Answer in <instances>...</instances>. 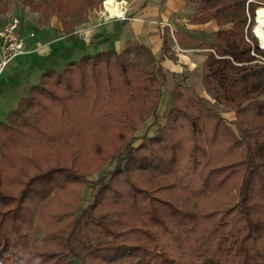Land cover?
I'll use <instances>...</instances> for the list:
<instances>
[{"label":"trees","instance_id":"1","mask_svg":"<svg viewBox=\"0 0 264 264\" xmlns=\"http://www.w3.org/2000/svg\"><path fill=\"white\" fill-rule=\"evenodd\" d=\"M9 1L0 0V13ZM95 2L21 0V7L65 21ZM192 2L188 23L213 21L211 42L165 28L161 49L167 53L173 39L204 50L201 87L217 106L233 111L232 124L177 80L163 124L137 145L120 148L107 181L89 182L96 189L90 204L68 223L44 222L45 200L84 182L59 164L55 147L86 132L116 130L122 138L155 120L161 95L151 51L136 42L120 52L83 55L59 72L45 70L0 121V264H264V49L248 35V20L264 9V0ZM72 33L67 30L65 42ZM131 169L170 180L183 196L180 204L189 205L128 183ZM118 176L129 187L124 197L113 189ZM110 192L123 207L121 217L134 214L137 225L96 212ZM40 225L43 242L59 247L31 248L29 232Z\"/></svg>","mask_w":264,"mask_h":264},{"label":"rangeland","instance_id":"2","mask_svg":"<svg viewBox=\"0 0 264 264\" xmlns=\"http://www.w3.org/2000/svg\"><path fill=\"white\" fill-rule=\"evenodd\" d=\"M126 1L127 0H96L92 7H82L77 13L70 17H67L65 21H61L60 19L52 16V20L57 23V25L59 24L61 26V31L58 30L52 32V37L50 38L56 36L64 37L65 35H67V30L73 31V33H75L77 36L82 34L84 32V29L82 27L83 25L81 26V24L82 21L86 19V17L93 16L100 23H110L115 18L112 15L114 4L117 2H123L125 4ZM188 3L192 6H190L191 12L190 15H188L189 17L187 19H189L193 15L194 11V2H192V0H189ZM105 11L107 14L104 13ZM257 13L258 11L256 12V15ZM256 15L255 12H253L251 20H248V35L249 38H253L255 40L256 45L260 49L262 47L259 45L258 39L255 37L252 30V27L256 22ZM11 17H17L20 27L22 25V27L20 28V37L22 38L24 48L27 46L32 47L35 43L41 40L40 37H42L43 32L40 26L42 24L47 25L46 22L48 21V19L52 18H42L39 14L30 13L28 9L21 7V0L9 1L8 11L3 14L0 13V28L4 27ZM29 20H31V22L34 24L33 26L27 24V21ZM70 21L73 22V26ZM35 25L36 27H34ZM69 27L71 28L67 29ZM29 33H31L34 37H28ZM199 41L209 43L211 42V38L209 36L206 39H201ZM64 43L66 42L63 41L62 44ZM77 51L78 50L66 51L64 49H58L55 50L53 54L51 56H48L47 58H44V56H39L41 54H35L37 59L34 58L33 64L28 73H25V71L23 72V69L14 68L12 72L18 73V79H16V77H12V75L9 74V71H11V69L9 68L0 75V90H2L4 86H7L5 88V91L7 92L6 95L10 97L12 92L11 89H14L15 86H21L22 84V86L25 87V85L33 86L38 84L37 80H34V82H32V74L41 75L45 70H55L58 72L62 71L65 64L71 61H77L80 58ZM36 52L37 51H35V53ZM13 81H16L15 85L11 84ZM190 89L191 92L196 96L200 95L202 99L206 100L209 106L212 107V109L217 114H219L224 119V121H226L229 125L232 124L233 111L222 106H217L211 99L212 92L205 91L206 94H201V92H195L192 88ZM5 91H3L2 93L4 94ZM169 102V96H167L166 94H163L162 97L160 96L158 104L156 106L154 116L155 120L152 117L146 119L144 123L135 128L134 131L130 133L123 132L122 138H119L116 130H103L96 133L86 132L85 134L83 133L81 137H77L76 139H73L72 137L71 139L65 140L64 143H59L55 147L54 151L51 152L52 155L58 158L60 165L69 167L71 170L75 171L81 178L84 179L85 183L83 182L67 185L63 190L53 192L43 203L44 222L54 221L56 223L61 221L62 223H68L70 222L69 220H71V218L73 217V213L77 217V212L80 209L86 208L90 204L92 197L96 191V189H93V186L90 187L89 182H95L99 179H101L103 182H106L110 174L115 171L114 168L119 162L118 154H120V148H122L128 141L131 142L132 146H135L140 142V137L145 135H152L156 128L163 124V114L168 109ZM3 120L4 118H0V121ZM44 163L46 166L52 165L48 162ZM126 180H128V183L133 184V186L141 190L150 192L153 196L157 195L158 197L169 200L171 202L178 201L177 203L182 206L189 205V203L180 204L181 198H183V196L180 195L177 188L169 186L171 183L170 180H167L166 178H162V180H160L157 176L154 175V173H151L149 171L140 172L131 169L127 173ZM113 184L114 191L118 195L124 197L128 192L129 187L125 183V181H123V178L121 176L116 177ZM156 188L161 189L159 191L157 190L156 192ZM14 191L15 189L13 191H8V194H13ZM112 195L114 194L110 192L103 196L104 200L96 210V212L99 214L108 212L112 215L111 216L109 214L115 221L120 220L124 224L137 225L138 218H135L134 214L128 213V217H121L122 215L119 214V211L121 212V214H123L121 211L123 210V207L119 208L118 205L116 206L112 202ZM0 210L5 209L0 207ZM115 225L119 226L117 224ZM118 228L122 230L121 227ZM91 231L93 230L91 229ZM43 235L44 231L41 225L36 230H32L31 232H29V237L31 239V248H39V250L37 251H48L52 250L48 249V247H59V245L57 244H49L46 240L43 242ZM12 264L16 263L14 262Z\"/></svg>","mask_w":264,"mask_h":264},{"label":"crops","instance_id":"3","mask_svg":"<svg viewBox=\"0 0 264 264\" xmlns=\"http://www.w3.org/2000/svg\"><path fill=\"white\" fill-rule=\"evenodd\" d=\"M124 5L123 16L114 18L107 24L100 23L93 16L86 17L81 24L84 32L78 36L72 33L73 38L64 44H62L65 41L63 36L50 38L52 32L61 31V26L52 20L53 17L48 19L47 25L40 26L43 32L41 40L32 47L24 48L23 45L24 55L10 59L0 75L9 68L11 69L9 74L16 79H18V73L12 72L14 68L23 69V72L28 73L34 58L37 59L35 54H41L39 56L47 58L55 50L64 49L66 51L78 50L79 57H82L105 51L120 52L127 42H136L151 51L158 77L161 79V97L163 94L169 96L173 84L181 79L187 87L192 88L195 92L206 94L200 84V72L205 57L204 50H198L191 46H180L175 40L170 39L167 53H163L161 49L162 32L166 28L169 33L176 32L201 40L209 37L211 32L217 29L214 22L208 21L200 25L189 24L187 18L192 5L188 3V0H127ZM27 24L34 25L31 20L27 21ZM20 39L22 38L20 37ZM35 51L37 52L35 53ZM39 76L40 74H32V82L38 81ZM15 83L16 81H13L11 84L15 85ZM6 87L4 86L0 90V118L4 119L8 112L15 108L18 100L27 95L30 86L25 85L24 87L22 84L15 86L14 89H11L10 97L6 95ZM3 91L6 93L3 94ZM197 97L201 98L200 95Z\"/></svg>","mask_w":264,"mask_h":264},{"label":"built area","instance_id":"4","mask_svg":"<svg viewBox=\"0 0 264 264\" xmlns=\"http://www.w3.org/2000/svg\"><path fill=\"white\" fill-rule=\"evenodd\" d=\"M32 23V22H31ZM20 24L17 17H11L4 27L0 28V72L10 59L24 55L22 39L19 37ZM29 37H33L30 33ZM264 64V59H259Z\"/></svg>","mask_w":264,"mask_h":264},{"label":"bare ground","instance_id":"5","mask_svg":"<svg viewBox=\"0 0 264 264\" xmlns=\"http://www.w3.org/2000/svg\"><path fill=\"white\" fill-rule=\"evenodd\" d=\"M123 4V2H117L114 4L112 15L115 18H121L123 16V7L125 6H123ZM104 13L107 14L106 11ZM257 15L258 16L252 30L255 37L258 39L259 45L264 49V9L259 10Z\"/></svg>","mask_w":264,"mask_h":264}]
</instances>
